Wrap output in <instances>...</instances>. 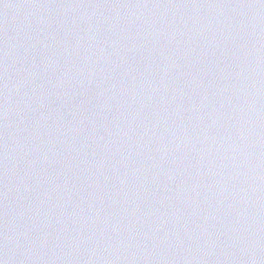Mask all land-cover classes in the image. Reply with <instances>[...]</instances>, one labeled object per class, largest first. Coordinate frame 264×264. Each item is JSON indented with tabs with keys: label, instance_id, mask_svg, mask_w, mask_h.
<instances>
[{
	"label": "water",
	"instance_id": "1",
	"mask_svg": "<svg viewBox=\"0 0 264 264\" xmlns=\"http://www.w3.org/2000/svg\"><path fill=\"white\" fill-rule=\"evenodd\" d=\"M0 264H264V0H0Z\"/></svg>",
	"mask_w": 264,
	"mask_h": 264
}]
</instances>
